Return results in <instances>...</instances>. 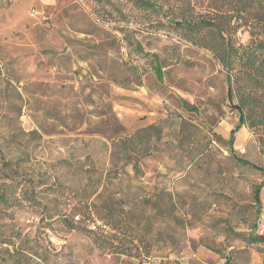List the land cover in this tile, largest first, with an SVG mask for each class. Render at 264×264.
I'll return each instance as SVG.
<instances>
[{"label":"rangeland","instance_id":"1","mask_svg":"<svg viewBox=\"0 0 264 264\" xmlns=\"http://www.w3.org/2000/svg\"><path fill=\"white\" fill-rule=\"evenodd\" d=\"M152 1L166 16L60 0L34 21V2L0 3V264H264L247 239L262 175L231 157L262 165L257 143L246 126L228 143L239 114L225 70L169 24L177 0ZM231 24L245 43L249 22ZM150 124L159 137L138 132Z\"/></svg>","mask_w":264,"mask_h":264},{"label":"trees","instance_id":"2","mask_svg":"<svg viewBox=\"0 0 264 264\" xmlns=\"http://www.w3.org/2000/svg\"><path fill=\"white\" fill-rule=\"evenodd\" d=\"M143 8H151L162 16V7L152 0H133ZM227 4L226 8L212 7L206 10L196 9L190 0H177L178 14L169 18L170 25L178 29L181 35L198 46L209 50L213 58L225 70L227 95L234 97V107L238 111V123L230 130L228 143L232 146L235 131L244 125L254 136L263 164L259 165L234 152L231 157L243 165L258 170L262 178L253 186V200L260 203V190L264 185V0H218ZM245 20L249 24V38L245 43H237L233 37L232 20ZM157 78L161 77L158 62L152 66ZM185 103V102H184ZM186 105V103H185ZM154 128L159 137L158 128L153 124L139 129L145 135H151L148 129ZM136 132L134 135H136ZM134 135L122 136L120 140L132 141ZM117 137L111 138L115 141ZM140 139L138 143H147ZM136 161L133 166L136 167ZM9 197L0 190V205H7ZM113 213V211H110ZM69 228L84 229L82 225L71 222ZM237 235L242 233L235 232ZM248 241L264 244L258 236L250 234Z\"/></svg>","mask_w":264,"mask_h":264},{"label":"crops","instance_id":"3","mask_svg":"<svg viewBox=\"0 0 264 264\" xmlns=\"http://www.w3.org/2000/svg\"><path fill=\"white\" fill-rule=\"evenodd\" d=\"M21 1H27V0H11V3L8 7L14 6L15 3H19ZM31 2H34L33 4H35L37 6V10H40L39 16L34 19L35 20H40L42 19V17H48V16H53L56 12H59L63 7H61L60 5V0H30ZM5 2V0H0V3ZM32 10V8L30 9ZM34 10V13L37 12ZM242 126L241 125L237 130H239ZM236 130V131H237ZM235 131V132H236Z\"/></svg>","mask_w":264,"mask_h":264},{"label":"built area","instance_id":"4","mask_svg":"<svg viewBox=\"0 0 264 264\" xmlns=\"http://www.w3.org/2000/svg\"><path fill=\"white\" fill-rule=\"evenodd\" d=\"M257 232H258V235H264V219H262L260 228L257 230ZM153 264H156V262H153Z\"/></svg>","mask_w":264,"mask_h":264},{"label":"water","instance_id":"5","mask_svg":"<svg viewBox=\"0 0 264 264\" xmlns=\"http://www.w3.org/2000/svg\"><path fill=\"white\" fill-rule=\"evenodd\" d=\"M258 239H259L260 241H263V242H264V235H260V236H258Z\"/></svg>","mask_w":264,"mask_h":264}]
</instances>
